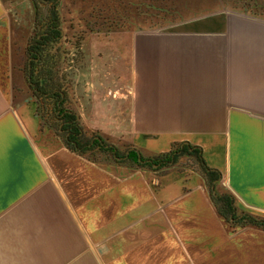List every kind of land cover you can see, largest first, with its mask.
Listing matches in <instances>:
<instances>
[{"label":"crops","instance_id":"0c3cea01","mask_svg":"<svg viewBox=\"0 0 264 264\" xmlns=\"http://www.w3.org/2000/svg\"><path fill=\"white\" fill-rule=\"evenodd\" d=\"M213 21L131 39L129 141L200 146L237 210L264 219V21ZM15 48L0 0V264H264V230L228 232L201 178L169 172L152 192L140 170L69 151L14 88ZM222 122L241 130L227 146Z\"/></svg>","mask_w":264,"mask_h":264},{"label":"rangeland","instance_id":"374dc122","mask_svg":"<svg viewBox=\"0 0 264 264\" xmlns=\"http://www.w3.org/2000/svg\"><path fill=\"white\" fill-rule=\"evenodd\" d=\"M244 3V0H61L58 11L65 54L60 74L65 76L69 84L70 101L85 131L102 136L107 143L122 150L132 146L127 117L130 92L127 67L131 39L134 36L147 32L184 31L198 24L216 27L219 25L217 21H208L233 16L264 21V17L252 15ZM7 10L13 41L17 47L16 62L18 57L24 68L25 58L20 50L26 47L33 35L31 1L7 0ZM17 76L19 73L14 71V88L18 95L24 100H33L23 72L19 82ZM25 87L27 92L23 89ZM222 123L223 127L217 129V134H221L217 139L221 140L222 145L227 146L231 138L241 137L239 122ZM140 150L144 156L154 154ZM101 157L95 156L101 160L96 163L117 166L103 162ZM135 170L149 176L152 192L161 185V177L175 172L182 173L180 178L184 183L188 176L201 178L204 183L201 190L209 197L211 195L191 158L183 159L177 166L162 172ZM217 190L219 193H229L221 180ZM222 222L228 232L234 234L239 229L231 227L224 220Z\"/></svg>","mask_w":264,"mask_h":264},{"label":"trees","instance_id":"16d2710c","mask_svg":"<svg viewBox=\"0 0 264 264\" xmlns=\"http://www.w3.org/2000/svg\"><path fill=\"white\" fill-rule=\"evenodd\" d=\"M30 1L34 27L23 52L22 72L41 126L52 130L69 151L93 162L101 161L95 158L97 155L103 156V162L117 166L162 172L177 166L183 159H194L218 215L234 228L253 226L264 230V219L239 212L230 193L217 192L221 173L207 165L200 146L173 142L167 152L144 156L140 149L130 146L122 150L107 143L102 136L85 131L70 101L69 84L60 74L65 54L58 11L61 0ZM244 1L252 15L264 17V0Z\"/></svg>","mask_w":264,"mask_h":264}]
</instances>
